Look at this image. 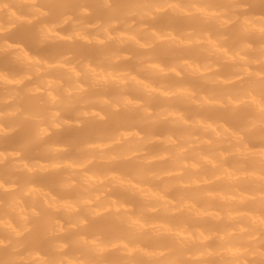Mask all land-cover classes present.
Wrapping results in <instances>:
<instances>
[{"label": "clouds", "instance_id": "clouds-1", "mask_svg": "<svg viewBox=\"0 0 264 264\" xmlns=\"http://www.w3.org/2000/svg\"><path fill=\"white\" fill-rule=\"evenodd\" d=\"M0 264H264V0H0Z\"/></svg>", "mask_w": 264, "mask_h": 264}]
</instances>
